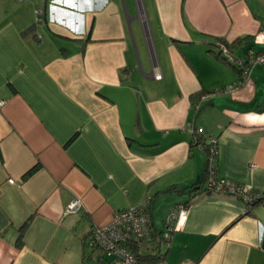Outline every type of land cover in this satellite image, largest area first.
Returning <instances> with one entry per match:
<instances>
[{
	"label": "crops",
	"instance_id": "obj_1",
	"mask_svg": "<svg viewBox=\"0 0 264 264\" xmlns=\"http://www.w3.org/2000/svg\"><path fill=\"white\" fill-rule=\"evenodd\" d=\"M263 27L264 0H0V264H103L91 228L146 195L157 236L142 254L264 264V204L244 213L203 188L213 136L216 176L264 194V66L202 97L241 80L216 38L245 59ZM176 204L187 217L166 248Z\"/></svg>",
	"mask_w": 264,
	"mask_h": 264
},
{
	"label": "built area",
	"instance_id": "obj_2",
	"mask_svg": "<svg viewBox=\"0 0 264 264\" xmlns=\"http://www.w3.org/2000/svg\"><path fill=\"white\" fill-rule=\"evenodd\" d=\"M40 19L41 16L38 14L36 20ZM252 44L253 45L249 46L246 50V58L241 59L224 43L217 42L220 54L240 72L241 80L232 84L219 86L210 92L204 93L202 97L236 90L243 80L246 79L254 65L259 64L264 66V51H257L255 49L256 45H264V27L253 35ZM2 103L3 101L0 100V104ZM188 126L192 132L193 142L197 143V136L202 134V129H195L190 124H188ZM217 154V138L210 136L204 184L212 191L233 194L240 197L244 201L245 212L248 208V204L254 197L258 196V193H254L249 187L236 181L216 176L215 160ZM251 165L253 166L254 163H251ZM8 181L14 182V178H8ZM149 199L150 195H146L140 204L116 211L108 224L93 226L91 228L87 244L90 247L97 246L103 251L105 256L103 264H141L134 249L142 248L153 243V235L146 215V206ZM81 206V200L78 197H73L67 202L65 213H74L78 211ZM186 217L187 209L184 204H176L167 213L164 219V230L161 233V240L164 241L166 248L170 246L171 234L182 228ZM260 245L264 249V230L261 234ZM149 264H166L165 252L160 251L158 257Z\"/></svg>",
	"mask_w": 264,
	"mask_h": 264
},
{
	"label": "trees",
	"instance_id": "obj_3",
	"mask_svg": "<svg viewBox=\"0 0 264 264\" xmlns=\"http://www.w3.org/2000/svg\"><path fill=\"white\" fill-rule=\"evenodd\" d=\"M215 43H216V49H217V51H216V53L218 54V55H220L223 59H224V57L220 54V50L218 49V47H217V42H222V43H224L232 52H233V48L235 47V44L233 43V41H227V40H225V39H223V38H216V41H214ZM251 43H252V38H251ZM251 45H253V44H251ZM255 46V45H254ZM248 48V47H247ZM247 50V49H246ZM261 51V50H260ZM225 60V59H224ZM228 62V61H227ZM230 63V62H229ZM231 64V63H230ZM233 65V64H232ZM202 134H200V135H198L197 136V143H202ZM208 146H209V143H208ZM207 150H208V147H207ZM38 167H39V165L38 164H35V165H33L25 174H24V177H26V176H29L30 174H32L34 171H36L37 169H38ZM203 188H204V190H206V191H212V190H210L209 188H207L206 186H205V184H203ZM254 192V191H253ZM254 193H256V192H254ZM149 202H150V199H149ZM149 202H148V204H147V206H146V215H147V208H148V205H149ZM264 204V194H259L258 193V196L257 197H254L252 200H251V202L248 204V208H247V210L244 212V213H247V212H249L250 211V209L254 206V205H256V204ZM184 206H187V204H184ZM147 218H148V215H147ZM29 222V219L22 225V227L20 228V233H19V235H18V239H17V244L18 245H20V244H22V233H21V231H23V229H24V227L27 225V223ZM148 223H149V220H148ZM149 226H150V224H149ZM151 228V227H150ZM151 231H152V235H153V241H154V238L157 236L155 233H154V231L151 229ZM160 239H161V235H160ZM140 249L141 248H135L134 249V251H135V253H136V256H137V258H138V260H139V262L141 263V264H149V263H151V262H153L157 257H158V255H159V252H160V250L158 251V252H156V253H148V254H142L141 252H140ZM154 249V248H153ZM103 262H104V260H103Z\"/></svg>",
	"mask_w": 264,
	"mask_h": 264
},
{
	"label": "rangeland",
	"instance_id": "obj_4",
	"mask_svg": "<svg viewBox=\"0 0 264 264\" xmlns=\"http://www.w3.org/2000/svg\"><path fill=\"white\" fill-rule=\"evenodd\" d=\"M144 248H145V247H143L142 250H144ZM104 258H105V256H104Z\"/></svg>",
	"mask_w": 264,
	"mask_h": 264
}]
</instances>
